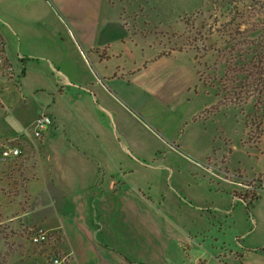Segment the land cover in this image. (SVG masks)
<instances>
[{
    "label": "crops",
    "instance_id": "1",
    "mask_svg": "<svg viewBox=\"0 0 264 264\" xmlns=\"http://www.w3.org/2000/svg\"><path fill=\"white\" fill-rule=\"evenodd\" d=\"M171 1L0 0L3 54L9 70L25 69L15 82L0 64V137L8 136L10 128L11 133L24 129L37 113L54 117V126L37 139L43 148H38L36 175L27 182L30 198L24 214L43 227L62 228L70 264L193 262L189 252L199 234L181 217L190 202L173 184L166 186L179 195L176 205L169 204L166 194L152 195L149 184H128L129 165L119 158L120 150L133 154L119 125V110L168 138L169 148L183 155L188 151L173 139L192 138L195 143L188 148L195 154L210 137L208 128L229 111L226 105L211 109L218 97L202 84L190 53L164 51L165 32L182 30L184 23L153 19L155 14L147 12L154 3L168 12ZM15 7L25 14L16 24L8 20ZM13 46L15 62L10 58ZM10 88L17 90V100L6 99ZM39 93L48 96L27 100V94ZM62 104L70 118L59 108ZM145 108L159 118L151 123L143 119L137 110ZM71 123L83 137L69 131ZM220 133L213 130L209 140ZM211 148L208 156L216 155ZM45 158L48 164L42 169ZM253 221L256 230L259 222ZM218 234L211 238L209 256L194 261L264 264V253L257 250L264 242L230 246ZM220 245L229 252L220 253Z\"/></svg>",
    "mask_w": 264,
    "mask_h": 264
},
{
    "label": "rangeland",
    "instance_id": "2",
    "mask_svg": "<svg viewBox=\"0 0 264 264\" xmlns=\"http://www.w3.org/2000/svg\"><path fill=\"white\" fill-rule=\"evenodd\" d=\"M171 4L167 12L154 3L153 10L147 14L149 17L155 14L152 18L161 21L184 23L182 30L165 32L167 38L161 39L165 42L164 51L175 49L191 54L202 84L217 95L221 106L229 107L208 128L206 137H211L216 129L224 133L216 139L209 137L202 141V147L195 153L198 155L189 151L188 145L195 143L192 138L173 139L180 150L188 151L183 155L169 148L168 138L119 110V125L133 152L126 155L120 150L119 158L129 165L128 184H149L152 195L166 194L169 204L176 205L179 195L168 191L166 186L173 184L190 202L183 206L181 217L199 234L189 252L194 261L209 256L211 238L220 236L218 230L221 241L230 246L238 241L245 246L264 242V195L255 202L251 215L242 201L244 197L249 200L252 195L260 196L264 192V153L260 154L264 152V59L260 62L258 57H264V37L261 30L254 31L253 22L258 19L250 0H173ZM24 15L15 7L9 10L8 20L16 24ZM13 49L15 46L10 48V58L15 62ZM10 66L8 63L4 67L9 78L17 82L21 72L9 70ZM47 94H27V100L32 98L37 102ZM18 97L14 88L6 92V99L14 101ZM194 104L192 101L190 106ZM59 108L70 118L66 106L62 104ZM6 112L10 119L14 117L12 110ZM137 113L149 123L159 118L157 112L148 108ZM33 126L34 122L28 123L16 133H11L10 128L8 136L0 137V264H52L49 247L30 241L31 228L43 226L42 223L24 214L30 198L27 182L36 175L38 148H43L33 134ZM68 129L84 136L75 123L68 124ZM4 145L21 146L24 153L18 158L3 159ZM211 147L217 149V157L208 156ZM42 164V169L47 167L48 158ZM253 218L259 222L256 230L252 229ZM220 246V253L229 252L226 245Z\"/></svg>",
    "mask_w": 264,
    "mask_h": 264
},
{
    "label": "built area",
    "instance_id": "3",
    "mask_svg": "<svg viewBox=\"0 0 264 264\" xmlns=\"http://www.w3.org/2000/svg\"><path fill=\"white\" fill-rule=\"evenodd\" d=\"M2 58L0 56V64ZM55 120L49 112L40 113L34 121L33 134L35 138L41 139L54 126ZM24 153L21 146L4 145L1 148V157L3 159L18 158ZM30 241L34 245H45L50 249L52 264H70L68 252L65 246L64 232L60 226L46 228L38 226L31 228ZM189 264H202L201 261H193Z\"/></svg>",
    "mask_w": 264,
    "mask_h": 264
},
{
    "label": "trees",
    "instance_id": "4",
    "mask_svg": "<svg viewBox=\"0 0 264 264\" xmlns=\"http://www.w3.org/2000/svg\"><path fill=\"white\" fill-rule=\"evenodd\" d=\"M252 4V10L255 16H257L258 22H253L254 31H262L263 37H264V0H250ZM260 35V36H261ZM6 42L3 39L2 36H0V55L3 62V67L6 66L9 62L6 56H4V50H5ZM260 62L263 61L264 57L258 56ZM21 61H24V59H21ZM258 66V65H257ZM264 68V66H263ZM25 73V69H22L21 74L23 75ZM259 99V98H258ZM257 99V100H258ZM221 104L218 102L216 105L212 106L211 109H217L219 108ZM229 151L231 152V147L229 148ZM260 198L259 195H252L251 199H247L246 197L242 198V201L246 204V210L247 214L251 215L255 206V202ZM258 251L264 253V246L258 247Z\"/></svg>",
    "mask_w": 264,
    "mask_h": 264
}]
</instances>
